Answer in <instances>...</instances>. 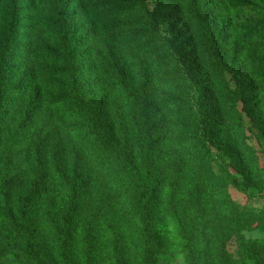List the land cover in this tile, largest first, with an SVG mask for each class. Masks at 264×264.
I'll return each mask as SVG.
<instances>
[{
	"label": "trees",
	"instance_id": "16d2710c",
	"mask_svg": "<svg viewBox=\"0 0 264 264\" xmlns=\"http://www.w3.org/2000/svg\"><path fill=\"white\" fill-rule=\"evenodd\" d=\"M148 1L0 0V264H158L174 249L184 264H264V240L244 238L264 235V208L228 193L264 188L239 110L264 136V0L243 18L245 0ZM178 19L210 85L178 54Z\"/></svg>",
	"mask_w": 264,
	"mask_h": 264
},
{
	"label": "rangeland",
	"instance_id": "374dc122",
	"mask_svg": "<svg viewBox=\"0 0 264 264\" xmlns=\"http://www.w3.org/2000/svg\"><path fill=\"white\" fill-rule=\"evenodd\" d=\"M158 2L159 0H155ZM248 5L243 8V11L238 12L236 16L238 18L243 17H253L254 13H256L258 10L256 6L251 4L250 0H245ZM90 3H88L89 5ZM148 5L150 8H152L153 2L148 1ZM128 17H124L122 19L112 21L110 22L109 26H117L118 24H124L127 22ZM172 22V21H171ZM2 25H0V32L2 31ZM165 26L168 25L167 22L164 23ZM170 29H172L173 34H176V42L180 43V47L178 48V54L181 57L182 61L185 62V64H190V68L192 69V75H195V80H200V84L210 85V78L207 75L206 71L200 64L199 60V46L196 43V41L192 39V32L191 29L187 25H185L184 22H181L179 19L175 20L172 24L169 26ZM199 60V61H198ZM209 78V80H208ZM202 82V83H201ZM208 92H212L210 89H208ZM159 94H157L158 96ZM160 96V95H159ZM240 113L243 117V121L245 124V134L247 137V143L249 146H251L255 152L257 153L261 164L264 166V136L263 134L252 125L251 120L249 119V116L247 115L246 111L242 110V105H239ZM167 120L166 112L158 108L157 110L150 109L148 110V124L149 127L152 128L151 130V139L154 142L152 145V153L155 161V167L157 170V173L162 175L165 170V165L163 162L160 163L159 161V154H162L158 144L159 140H164L163 136L166 133L165 129V122ZM224 124V120L222 119V124ZM227 135V134H226ZM228 136V135H227ZM230 139V143L233 144V140L228 136ZM212 155L214 158H216V151L213 149ZM213 171L214 173L218 174V165L213 164ZM246 190V191H244ZM256 188L255 191L247 189V187L244 186L243 189H240L239 187H236L234 185L228 186V193L231 197V199L236 202L239 205H245L248 208L252 209H262L264 208V188L260 191H257ZM162 191H159V197L161 196ZM154 226H158L161 233L168 236V238H172V235L178 233V226L175 222H173L170 218H167L163 212H162V218L158 221L153 222ZM244 238L246 240H264V235L259 232L258 230H252L248 232H244ZM228 250L233 256H237V250L235 249L234 243L230 244L228 246ZM158 264H184V256L183 254L179 253L175 249L172 250L169 254H165L163 256H160L158 259Z\"/></svg>",
	"mask_w": 264,
	"mask_h": 264
}]
</instances>
